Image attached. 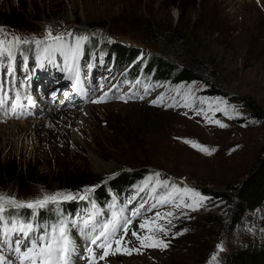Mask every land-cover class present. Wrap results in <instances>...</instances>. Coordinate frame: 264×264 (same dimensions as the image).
<instances>
[{
	"label": "rangeland",
	"instance_id": "1",
	"mask_svg": "<svg viewBox=\"0 0 264 264\" xmlns=\"http://www.w3.org/2000/svg\"><path fill=\"white\" fill-rule=\"evenodd\" d=\"M54 1L0 0V53L13 48L19 60L26 59L22 51L39 44L47 49L51 43L50 54L58 65V53L76 47L86 51L88 41L102 54L93 64L95 72L84 74L88 86L101 61L98 70H106L117 81L125 72L139 73L144 55H160L163 45L171 44L172 48L175 40H185L189 44L186 62L173 60L197 67L203 79L179 84L154 82L153 98L161 99L157 106L122 102L117 97L101 105L78 101L63 105V100L74 96L62 97L63 88L57 83L60 79L50 69L57 70L49 66L43 50L37 56L36 69L19 64L12 78L9 69H0V100L9 92L12 96L18 91L24 97L33 88L42 110L26 120L11 116L0 123V193L20 201L57 192L76 196L60 198L36 209L35 214L22 208L41 219L53 205L84 200L97 186L121 173L146 171L153 187L171 185L177 201L139 219L131 231L151 237L145 245L162 240L167 247H142L130 233L127 249L138 251L124 254V239L117 251L114 241L120 236L112 237L110 251L102 260L96 246L94 256L87 250L74 253L80 264H230V253L263 241L264 206L243 214L238 222L234 198L264 152V0H64L58 10L51 4ZM56 36L62 39L57 41ZM79 37L87 39L78 42ZM25 39L29 43H23ZM112 44L134 47L141 56L132 65L111 49ZM31 70L41 76L27 81ZM142 76L149 81L145 69ZM210 86L226 94L203 93ZM53 89L61 91V99L48 104ZM250 104L259 107L261 117L255 116ZM50 105H56L58 112L53 113L56 110ZM69 111L75 113H69L70 120L57 115ZM51 121L55 126L67 124L64 140L52 138L62 132L51 128L47 123ZM20 122L37 123L42 135L26 131L20 138L16 127ZM11 127L12 135L5 136ZM47 129L52 137L44 131ZM13 158L16 168L7 166ZM219 193L227 197H219ZM12 209L19 208L6 212ZM169 212L171 216L166 215ZM61 226L69 237L70 223L63 221Z\"/></svg>",
	"mask_w": 264,
	"mask_h": 264
},
{
	"label": "trees",
	"instance_id": "2",
	"mask_svg": "<svg viewBox=\"0 0 264 264\" xmlns=\"http://www.w3.org/2000/svg\"><path fill=\"white\" fill-rule=\"evenodd\" d=\"M203 4V3H202ZM183 9L182 5H179ZM183 15V14H182ZM184 16H182V19ZM86 51L85 55L88 57L91 54V50L94 51V46L89 44L88 41L85 42ZM169 45V44H168ZM189 44L187 41L175 40L173 42L172 48L163 45L160 55L158 54H148L144 55L140 63L139 74L144 73V69L148 73V78L151 81H169L174 84L179 83H190L193 81H199L203 79V76L199 72L197 67L192 66L190 63L180 64L174 61V58H180L186 62L189 51L187 47ZM111 49L119 55L123 60L132 61L133 65L136 59L141 56L138 49L134 47H128L123 44H112ZM187 47V48H186ZM91 49V50H90ZM91 51V52H90ZM205 94L209 95H225V91L214 86L203 91ZM254 112L255 116L261 117L259 114V107L255 104L248 105ZM7 166L16 168V159L7 162ZM9 171L7 170L6 173ZM14 175V173H13ZM4 176V175H3ZM22 176V174H21ZM2 174H0L1 180ZM148 177L147 172H132V174H120L112 178L111 180L97 186L95 191L90 194V197H86L84 200H72L70 202L64 203L61 207L53 205L48 214L42 213L41 220L43 219H53L60 216L67 217L72 212L78 209H86L87 207H92L100 209V207H105L109 204L112 197H117L126 191L129 187H136V183H141ZM206 193L205 189L202 191ZM234 193L231 195L233 196ZM235 196V194H234ZM114 197V198H115ZM219 197H227L224 193H219ZM237 199L235 204L236 209V221L239 222L243 214L248 212H257L262 206H264V152L261 154L257 160L255 166L251 169L250 173L247 175L245 180L240 184L236 196ZM11 214V215H10ZM5 215L12 219L11 217L19 219H29L32 218V213L29 210H24L22 208L12 209L10 212H5ZM37 218H39L37 216ZM228 260L230 264H264V240L249 243L246 246L238 248L233 253L228 255Z\"/></svg>",
	"mask_w": 264,
	"mask_h": 264
},
{
	"label": "snow or ice",
	"instance_id": "3",
	"mask_svg": "<svg viewBox=\"0 0 264 264\" xmlns=\"http://www.w3.org/2000/svg\"><path fill=\"white\" fill-rule=\"evenodd\" d=\"M49 36H51V32L48 33ZM71 35V34H69ZM55 39L57 41H60L62 39V37L60 36H56ZM87 39V37H79L77 38L78 42L80 40H85ZM14 41L19 42L20 38L19 37H14ZM0 43H3L2 41H0ZM23 43H29V41L27 39L23 40ZM37 44L40 43V41H36ZM11 53H9L10 55ZM105 95H107V93H105ZM104 99V97H100L97 101H93V102H102ZM219 123V122H217ZM224 125H221V127H223ZM188 142V141H186ZM191 143V142H188ZM193 147H200L201 151H205L207 152V154H211V152L206 149L203 148L202 146H198L195 143H193ZM214 151V149L212 150ZM159 175V174H157ZM60 198L63 199H75L76 196L72 193H61V192H57V193H52V194H45L41 199H36L33 201H20L17 200L15 197L10 196L8 194H3L0 193V221H4V213L6 211H8L10 208H27V209H32L33 214H35V210L38 208H44L46 207L48 204L50 203H57L58 200ZM83 198V197H80ZM160 203L164 202V198H161V200L159 201ZM141 207H143V205H141ZM153 207H155V205H153ZM139 214V209H137L135 212H133V216H136ZM11 215V214H10ZM166 215L171 216L172 213L169 212ZM157 216H160V213H157ZM13 220V223H15V217H11ZM85 223H87V221H85ZM132 223L131 219H126L123 222V232L124 235H127L128 233V226ZM148 223V221H144V223L140 224V228L143 229L146 224ZM170 223V221H169ZM105 229H107L109 226L105 225L104 226ZM121 227V222L119 220H114L112 222V226H111V232H107V231H101L99 233V235L95 236L94 238L91 239V243L92 244H96L97 240H100L101 237H103L105 239V242L108 241L109 237H113L115 236L117 230ZM33 229V225L31 223H23L20 226L19 232L23 235V237H25L26 239L29 238V233L32 231ZM161 231H165L166 234V230H164L163 228L160 229ZM59 232V235L56 236L55 233ZM52 233L53 235L51 237H47L46 234L45 235H41L38 239H31L30 242V246H28V244L25 243V240H16L15 244V252L19 254L20 257V264H25V261H29L30 264H60V261H64V264H69V261L71 259V255L72 252L74 251V249L70 248V241L67 239L66 233H65V229L61 226L59 227V229L57 228H53L52 229ZM132 236H135L136 239L138 241H140L141 246H147V247H157V246H163V247H167V244L164 243L162 240L158 241L157 243L154 244H147L145 245V240L147 239H151V237H141L140 235H138L137 232L133 231L131 233ZM124 239V236L122 235L120 237V239H117L114 241V243L118 246L117 247V251H119V245L121 240ZM7 242V241H5ZM127 243V242H126ZM21 246L24 247V250H21ZM97 247L100 248H105V243H101L99 245H97ZM138 251L139 249H125V251H128L129 253L131 251ZM88 252L93 253V249L92 248H88L87 249ZM95 254L93 253V256ZM108 255L107 250H105L104 254L101 255L99 257V259H104V256ZM0 264H2V262H0ZM90 264H92V262L90 261Z\"/></svg>",
	"mask_w": 264,
	"mask_h": 264
},
{
	"label": "bare ground",
	"instance_id": "4",
	"mask_svg": "<svg viewBox=\"0 0 264 264\" xmlns=\"http://www.w3.org/2000/svg\"><path fill=\"white\" fill-rule=\"evenodd\" d=\"M63 2H64V0H57V1H54L53 3H51L52 5H55V10H58V9H60V8H62V6L61 5H63ZM62 3V4H61ZM55 88H57V87H55ZM54 90V89H53ZM44 95L47 93V91H45L44 90V88H43V92H42ZM51 96V95H50ZM58 96H59V94H58ZM58 96H56V97H58ZM70 95H68L67 97H65V99L66 98H68ZM56 97H53V96H51L50 97V99H51V103L49 102L48 104H52V101L53 100H56L55 101V103L57 102L58 103V99L60 100L61 99V96H59L57 99H56ZM63 97V96H62ZM45 98V97H44ZM70 99H72V98H68L66 101H64L63 100V105H67V103L69 102V100ZM45 105V104H44ZM57 105V104H56ZM56 105H50V107L52 108V110L55 108V107H57ZM58 109H62V107L61 106H58ZM55 110H56V108H55ZM42 110H40L39 108H38V103H37V110H36V112H41ZM60 111V110H59ZM55 112H58L57 110L56 111H54L53 113H55ZM65 113H67V112H61V113H57V115H58V117L60 116V117H62V115H64L65 117H67L68 118V120H70L71 119V116L69 115V113H71V115H73V114H75L74 112H71V111H69L68 112V114H65ZM59 117V118H60ZM26 118H27V116H26V114H24V113H20V115H19V119L22 121V120H26ZM46 123V122H45ZM47 123H49V126L51 127V128H56V129H58L60 132H62V134H58L57 136H56V134H55V136L53 135V137H52V134L50 133V129H47V131L46 130H44L45 132H47V134H50V137H52V138H54V139H56V140H64L65 139V136H64V133L66 132V130H65V128H64V126L65 125H67V124H62V126H59V125H57V126H55V125H52L53 123H52V121L51 122H47ZM20 125L19 126H16V127H19L17 130L19 131V137L20 138H22L23 137V135L26 133V131H31V132H33L34 133V135L35 136H38V135H42V132H43V130H41V129H39L38 128V126L39 125H37V123H28V122H25V124L24 123H19ZM59 124V123H58ZM72 124H75V123H72ZM18 125V124H17ZM23 125V126H22ZM52 126H54V127H52ZM10 127V126H9ZM14 127H15V125H14ZM13 127H11V129H7V132L6 133H4L5 134V136H6V134L8 135V136H10V135H12V131H13V129H12ZM16 129V128H15ZM14 135V134H13ZM7 136V137H8ZM45 136V135H44ZM13 137V136H12ZM46 137V136H45ZM10 138V137H9ZM38 138V137H37ZM45 139V138H44ZM38 140V139H37ZM39 140H40V138H39ZM22 146V145H21ZM20 147V146H19Z\"/></svg>",
	"mask_w": 264,
	"mask_h": 264
}]
</instances>
